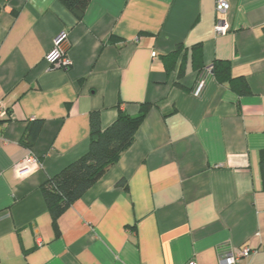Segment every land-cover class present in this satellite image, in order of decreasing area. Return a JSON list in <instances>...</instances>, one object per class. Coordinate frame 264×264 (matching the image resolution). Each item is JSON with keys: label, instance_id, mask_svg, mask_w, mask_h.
<instances>
[{"label": "crops", "instance_id": "obj_1", "mask_svg": "<svg viewBox=\"0 0 264 264\" xmlns=\"http://www.w3.org/2000/svg\"><path fill=\"white\" fill-rule=\"evenodd\" d=\"M215 4L91 0L77 22L59 0H0V106L11 113L0 124V264H218L243 247L256 251L246 264H264V0H229L226 15ZM59 33L68 71L45 60ZM177 45L186 90L161 59ZM215 61L252 95L217 83ZM146 103L130 147L54 225L39 187L87 152L90 113L106 129ZM36 119L28 149L20 140Z\"/></svg>", "mask_w": 264, "mask_h": 264}, {"label": "trees", "instance_id": "obj_2", "mask_svg": "<svg viewBox=\"0 0 264 264\" xmlns=\"http://www.w3.org/2000/svg\"><path fill=\"white\" fill-rule=\"evenodd\" d=\"M74 15L76 21H81L91 0H59ZM110 40L116 42V38ZM108 40V41H110ZM186 48L177 45L175 50L161 56L167 75L175 72V85L186 90L177 83L184 76V61ZM178 61L180 62L178 66ZM191 68L198 74L204 69L202 61V47L195 45L191 48ZM211 73L215 81L226 85L228 89L239 98L251 96L250 88L243 77H233L230 63L227 61H215L211 66ZM153 106L142 104L137 115L129 116L118 110L115 121L106 129L100 126L98 112H92L89 116V144L87 152L63 168L53 177L47 179L40 187L48 213L55 225L57 218L76 200L80 199L105 173L114 166L120 156L130 147L135 139L136 132L144 121L147 113ZM7 112V118L0 120V124H6L11 120V113ZM44 121L40 119L28 122L21 137L20 144L30 149L36 142ZM259 171L262 190L264 191V151L259 157ZM118 186L125 188L124 181H119Z\"/></svg>", "mask_w": 264, "mask_h": 264}, {"label": "built area", "instance_id": "obj_3", "mask_svg": "<svg viewBox=\"0 0 264 264\" xmlns=\"http://www.w3.org/2000/svg\"><path fill=\"white\" fill-rule=\"evenodd\" d=\"M229 0H216L215 12L217 15H226L229 11ZM229 30V25L222 18H217L214 26V32L216 35H225ZM69 43L67 35L65 33H59L54 41L51 52L46 56V62L50 66V69H63L68 71L71 66V61L68 58L67 51ZM155 57V54H152ZM211 70L208 69V72ZM203 87V83H199L195 89V93H198ZM6 110L0 106V120L7 118ZM264 251V246L262 247ZM256 251L251 250L248 247H243L237 251L229 250L219 256L218 264H246V260L250 258ZM188 264H194L189 262Z\"/></svg>", "mask_w": 264, "mask_h": 264}]
</instances>
